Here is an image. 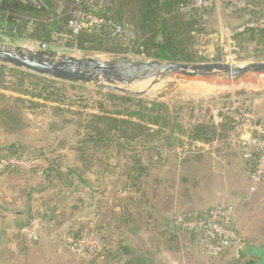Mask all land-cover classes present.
I'll return each mask as SVG.
<instances>
[{
	"label": "trees",
	"instance_id": "obj_1",
	"mask_svg": "<svg viewBox=\"0 0 264 264\" xmlns=\"http://www.w3.org/2000/svg\"><path fill=\"white\" fill-rule=\"evenodd\" d=\"M94 1L0 0V29L7 33L24 34L26 39L38 40L44 44L59 45L60 41H65L67 47L81 49L87 54L104 52L133 54L165 61H200L196 52L189 48L195 42L193 33L202 29L199 18L203 16L205 7L193 6L194 0H102L98 6ZM248 1L255 6L263 3L261 0ZM70 7H73V10L68 13ZM78 12L96 15L102 19V22L82 26L78 32H74L69 22L76 18ZM9 26L14 27L15 30L11 27L8 29ZM118 26L123 30H130L133 36L124 39L122 35L117 34ZM235 38L259 46L256 51L261 49L260 55L264 58V27L246 28L237 33ZM182 107L183 105H179L178 109H175L166 100L148 99L134 93H123L88 83L62 80L0 62V126L7 133H15L26 124L24 120L27 118L24 117L26 109L49 110L47 112L52 115L70 116V119L64 121L65 123L76 118L78 134L72 147H69L74 150L75 165L69 167V179L65 181V185L73 186L70 194H74L77 190L72 180L74 177L77 178L82 188L86 186L90 192L88 194L90 199H87V202L84 201L85 197L80 195L77 196V201L85 202L91 208L86 214L94 213L97 217L102 216L104 211L95 209L94 195L95 192L103 195L104 190L107 189L103 179L112 173L110 176L114 175L112 177L114 184L110 196L120 205L117 206L118 209L114 207L111 211L117 212L114 222L120 234L128 225L134 223L131 229V232H134L141 227L137 223L143 224L146 221L140 220L141 217L137 213L140 210L131 208L136 198L126 196L127 191L135 187L136 190L140 189L137 188L136 179L139 180L145 168L141 166L140 171L137 170L138 175L135 176L125 170L124 175L128 182L119 185L123 176L121 172L115 174L120 171L121 163L113 160L115 154L116 158H119L129 150L135 151L131 154V162L139 164L137 153L146 150L149 156L154 153L159 158L157 162L164 165L167 153L172 151V147L184 145L182 138L177 135L187 134L191 142L211 141L214 138L222 142L228 140L227 135L234 125V119L229 113H221L222 121L218 125L207 121H194L186 126L179 121ZM255 121L262 124L260 118H256ZM259 126L264 127V125ZM19 138L14 137L15 141L7 145L6 153L2 154L0 159L12 155L27 159L44 157L45 160L50 161L49 167L38 169L37 164L24 170L44 175L46 180L52 182L51 174L59 170L54 164H57V159L61 160L66 156L58 153L56 158L54 155L57 152L56 148L51 149L54 159L44 150L39 151V154L28 153ZM160 148L162 150H159ZM96 163H100L97 176L99 175L101 182L95 186L94 180L85 179L83 173H78L77 170L86 168L90 169V173H95ZM62 165L65 166L64 163L58 164L61 169ZM132 168L127 166V170ZM17 170L21 168L6 170L0 175ZM132 180H135V183ZM142 196L144 194L141 198ZM139 202L145 203L140 199ZM78 209L79 206H73V212ZM57 213L59 214L57 211L40 212L38 215L30 216L21 227L28 225L32 219L39 216L44 228L45 221L55 220ZM68 228L65 235L78 238L89 234L75 227ZM166 229L175 233L181 231L175 224L174 218L170 223L167 222ZM111 234L113 233L109 235ZM88 236L96 237L104 244L100 249H88V256L94 254L96 259H99L113 250L111 249L113 244L106 234L92 233ZM39 241L32 240L34 243ZM120 241L117 243V250L122 251L120 264L151 263L145 254L136 251L129 243L122 245V242H126L124 238Z\"/></svg>",
	"mask_w": 264,
	"mask_h": 264
},
{
	"label": "rangeland",
	"instance_id": "obj_2",
	"mask_svg": "<svg viewBox=\"0 0 264 264\" xmlns=\"http://www.w3.org/2000/svg\"><path fill=\"white\" fill-rule=\"evenodd\" d=\"M57 1L60 2L61 0ZM94 2L98 6L102 0H95ZM261 3V5H254L255 9L253 10L250 9L249 5L252 6V4L248 0H239L237 4H234L232 0H194L193 6L205 7L203 16L199 18L202 29L193 33L195 42L189 48L195 51L198 59H200V61L196 62H226L236 65H246L255 61H264V58L260 55L261 49L256 51L259 46L248 44L235 38L237 34L235 30L244 25L248 20L255 18L264 19V0H261ZM72 10L73 7H70L68 13H71ZM118 27L117 34L122 35L124 39L133 36L130 30H123L120 26ZM11 28L15 30L14 27ZM41 43L43 42L26 39L24 34L7 33L0 29V44L4 46H22L30 49H40ZM46 49L56 53L58 56L67 53L77 57L96 56L100 59H115L127 56L137 61L152 60V58H144L133 54H111L104 52L87 54L81 49L67 47L65 41H60L59 45H56V43L51 45L46 44ZM88 84L95 86L93 83ZM114 85L138 92L144 98L160 101L166 100L175 109H178L179 105H183L179 121L182 125L186 126L194 121L211 122L213 121V116H220L224 112L229 113L234 119V125L230 130L231 134L228 142L227 140L225 142L220 141V147L226 148L227 143L229 147L230 145L236 147L238 145L232 141L233 137L240 138L255 134V127L264 125V88L214 86L199 82H186L169 76L141 78L128 84L116 82ZM237 102L244 104L243 107H245L247 113L251 116L250 119L236 121V113L232 109ZM38 110L26 109L24 115V117H27L24 119L26 124L22 125L13 134L7 133L0 126V157L6 153L7 145L15 141L14 137H20L21 145L25 147L28 153L39 154V151L44 150L48 155L52 156L51 149L56 148L57 152L54 153L56 158L58 153L66 156L64 159H57V164H54V167H57L59 170H55L51 174L52 177L50 179H52V182L46 180L44 175L41 176L38 173L24 169L0 175V213L8 212L10 214V212L16 211L20 214L15 217V222H13L15 224L13 226L18 232L12 238L15 242L14 257L16 264H37L34 261L38 262V258H45V256V264H94L95 262H99L98 264H119L122 251L117 250L116 247H118L117 243L123 240V238H126L128 241L125 239L126 242H122V245H126L128 242L133 244L130 245L139 253L145 254L151 261L150 264H190L199 258L197 255H194L192 246L194 244L193 241L196 242L197 236L193 237L194 235H190L188 234L189 232L182 230L176 231V233L172 230L171 233L166 229L167 222L162 221L161 217L157 220L156 227H158V230L151 231L150 226H146L148 223L150 224L149 219L140 218V220L146 221L143 224L137 223L141 226L139 229L131 232L133 223L121 232L123 235L120 234L119 229L115 228L114 222L117 212L111 211L114 207L118 209L117 206L120 205L118 201L112 199L110 196L114 184L112 178L114 175L110 176L112 173H109L103 179L107 185V189L103 192L105 197H99L96 194L97 192H95V209L102 210L104 213L102 216H95L94 222L88 220L86 211H89L91 208L85 202H87V199H90L88 195L90 193L89 189L86 186L82 188V184L75 177L72 183H75L77 192L70 194L73 186L68 187L65 185V181L69 179V167L75 165V153L69 147H72L77 138L76 134L78 132L75 123L77 119L75 118L71 122L67 121L69 123H65L64 121L70 119V116L52 115L47 112L49 110L41 109L39 112ZM256 118L262 119V124L256 123ZM159 150H162V148ZM164 152L162 151V153ZM132 153H135V151L129 150L123 153V155L121 154L119 158H116L115 154L113 160L116 162L120 161L121 163L120 171L114 173L118 174L121 172L123 178H121L119 185H123L125 182H128L127 177L124 175L125 170L135 176L138 175L141 166L145 168V172L139 176V180L136 179L137 188L140 187V189L136 190L135 187L127 191L128 194H126V196L136 198L131 208L133 207V210L141 211L151 207L150 194L151 191H154V188H157L159 191L162 189L168 190L172 193L174 192V185H172L174 181L166 176L167 180H165L164 185H157L154 179L158 174L161 177L166 175L167 171L164 169L166 166L157 162L158 157L154 153L149 156L146 150H141L138 153L136 151L139 164L131 162ZM125 154L126 156H124ZM53 157L55 158V156L51 158L54 159ZM36 159L39 161L38 169H43L45 166L49 167L51 164L44 157ZM61 163L65 165H62V169L58 166ZM79 164L81 163L79 162ZM128 165L134 168L127 170ZM78 167H81V165H78ZM94 167L96 169L95 173H90V169L86 168H80L77 172L83 173L85 179L94 180V185L96 186L101 182L99 175L97 176L100 163H96ZM132 181L135 183V180ZM249 191H246V194L252 193ZM141 193L144 194L142 198ZM78 195L85 197L84 203L77 201ZM139 199L145 203L139 202ZM74 205L79 206V209L75 212H73ZM54 211L59 212V214L57 213L55 220L45 221L41 233L43 247L40 250V254L38 255V250H34L29 257H25L24 254L26 253L28 243L33 246L32 243L34 242L31 243V239L19 232L21 225L27 222L30 216L38 215L40 212L52 213ZM235 211L236 208L234 209V213ZM36 218L40 217L36 216ZM2 225H5L4 220L0 221V226ZM68 227L81 229L84 233L87 231L88 235L92 233L106 234L115 248H113L109 257L107 254H104L99 259H96L94 254H92L85 259L69 249L64 243V236L69 229ZM144 230L145 232H143ZM110 233L113 234L109 235ZM105 258L106 260H104ZM4 260L5 257H2L0 264ZM92 261L94 263H90ZM212 262V258H207V263Z\"/></svg>",
	"mask_w": 264,
	"mask_h": 264
},
{
	"label": "crops",
	"instance_id": "obj_3",
	"mask_svg": "<svg viewBox=\"0 0 264 264\" xmlns=\"http://www.w3.org/2000/svg\"><path fill=\"white\" fill-rule=\"evenodd\" d=\"M221 121L222 114L213 116L211 122L218 125ZM230 134L231 131L227 135L228 139ZM177 136L182 138L183 147L179 145L172 147V151L167 153L164 164L166 175L161 177L158 174L154 179L157 185H164L167 180L166 176L172 179L174 192L170 193L163 189L159 191L154 188L150 194L152 203L150 209L137 212L138 216L149 219L150 224L146 226H150L152 231L158 228L156 227L157 220L160 217L162 221L170 223L179 213L205 214L216 205L233 204L236 208L233 225L242 238V243L229 249L220 257L213 258L200 250L198 235L188 233L194 235L193 237L197 236L192 246L194 255L199 257L190 264H264V181L257 185L254 192L246 194L250 188L249 163L241 148L231 145L229 147L228 143L226 148L220 147L221 142L218 138L211 141L193 140L191 142L187 134ZM98 196L105 197L104 194ZM19 215L16 211L10 214L0 213V221L4 220L5 223L0 226V260L5 257L1 264H16L15 242L12 238L15 233L18 234L13 222ZM87 219L94 222L95 214H88ZM171 228L170 226L169 229ZM42 243V239L37 243H32L33 246L28 243L25 257H29L34 250H38L39 255L43 247ZM112 248L115 247L112 246ZM110 253L111 251L106 253L108 257ZM206 257L212 258L213 262L207 263ZM44 259L46 256L38 258V262L34 261V263L45 264Z\"/></svg>",
	"mask_w": 264,
	"mask_h": 264
},
{
	"label": "water",
	"instance_id": "obj_4",
	"mask_svg": "<svg viewBox=\"0 0 264 264\" xmlns=\"http://www.w3.org/2000/svg\"><path fill=\"white\" fill-rule=\"evenodd\" d=\"M0 62L34 71L39 74L71 82L93 83L96 86L134 93L114 85L128 84L141 78L172 77L186 82H199L214 86L237 88H264V61L246 65L226 62H180L152 59L132 60L127 56L100 59L96 56L77 57L56 55L41 43L40 49L0 44Z\"/></svg>",
	"mask_w": 264,
	"mask_h": 264
},
{
	"label": "built area",
	"instance_id": "obj_5",
	"mask_svg": "<svg viewBox=\"0 0 264 264\" xmlns=\"http://www.w3.org/2000/svg\"><path fill=\"white\" fill-rule=\"evenodd\" d=\"M239 0H232L237 4ZM197 6V5H195ZM202 6V5H201ZM204 7V6H202ZM250 9H255L254 5H249ZM102 19L96 15L83 12L76 13V18L70 20L69 26L78 32L82 26L88 24L101 23ZM264 19L255 18L248 20L244 25L238 27L236 33L244 31L246 28H263ZM244 104L237 102L233 106L235 119H250ZM255 134L247 137L232 138L243 151V155L249 163L250 191H255L258 184L264 181V127L256 126ZM38 164V159H27L17 155L7 156L0 159V173L10 169H28ZM235 206L233 204H221L212 207L205 214L192 212L179 213L174 217L175 224L184 232L196 233L199 238V248L213 258L220 257L229 249L242 243V238L238 235L233 225ZM43 222L41 218H34L28 225L20 228V233L25 234L29 239L38 241L41 238ZM64 243L69 249L76 252L81 257L87 259L88 249H100L104 244L96 237H74L65 235Z\"/></svg>",
	"mask_w": 264,
	"mask_h": 264
}]
</instances>
